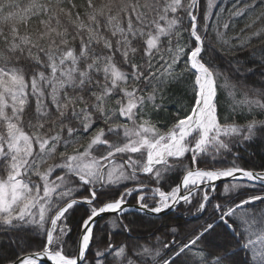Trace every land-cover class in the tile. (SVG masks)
<instances>
[{"label":"snow or ice","instance_id":"6c2138e0","mask_svg":"<svg viewBox=\"0 0 264 264\" xmlns=\"http://www.w3.org/2000/svg\"><path fill=\"white\" fill-rule=\"evenodd\" d=\"M256 143L264 0H0L3 264H264Z\"/></svg>","mask_w":264,"mask_h":264},{"label":"trees","instance_id":"16d2710c","mask_svg":"<svg viewBox=\"0 0 264 264\" xmlns=\"http://www.w3.org/2000/svg\"><path fill=\"white\" fill-rule=\"evenodd\" d=\"M246 55H247V53L241 54L240 59L243 60ZM221 66H222V68L225 67L223 64ZM253 79H258V77L253 78ZM176 95H177V97H179L181 95V93L179 91H177ZM173 111H174V107L170 105L169 106V116L172 114ZM249 152H250V154L251 153L255 154V158H254L253 163H254V166H256L258 169L260 164L262 162H264V144H260V143L254 144L252 147H250ZM80 215L81 214L79 212L75 214V216L72 220L73 224H75L76 221H78L80 219ZM39 250H40V248H39L38 243L32 249H30V251H39ZM6 254L11 256L14 254V250L8 249V250H6ZM0 264H3L2 260H0Z\"/></svg>","mask_w":264,"mask_h":264}]
</instances>
